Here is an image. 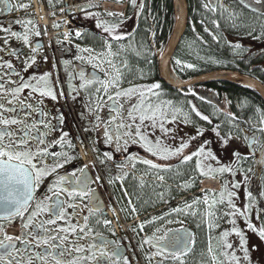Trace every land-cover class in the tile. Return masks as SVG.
Here are the masks:
<instances>
[{"label": "flooded vegetation", "instance_id": "obj_1", "mask_svg": "<svg viewBox=\"0 0 264 264\" xmlns=\"http://www.w3.org/2000/svg\"><path fill=\"white\" fill-rule=\"evenodd\" d=\"M7 2L12 7H5L3 0H0V9H3L0 11V77H3L5 87L14 88L21 79L28 81L32 76H43L48 73V87L56 95V99L53 100L50 96L33 92L29 103L33 104L35 110H26L31 111V115L26 120L31 135L44 140V144H38L36 140L30 141L33 150L47 148L46 154L37 157V167H46L50 170L57 164H63L62 168H57L51 175L43 178L29 211L35 208L36 203L44 195H51L47 193V188L58 176H68L71 179L74 172L79 176L77 170L87 165L88 188L93 189L94 192L83 197L71 198L64 194L62 199H67L69 204H77L81 207L76 215H73V209L66 205V220L57 221L56 225L48 227H68L70 221L72 226L83 227L85 233L91 231L92 238L96 241L103 238L118 243L117 251L121 257L119 264H125V258L127 264H230L229 257L233 252L240 258L239 264H249L240 249V236L232 231L235 228L244 234L251 264H264V239L259 236V229L264 227V136L260 134L264 133L262 130L264 119L260 115L259 119L248 122L245 120V115L238 114V110L253 111L255 100L251 98L252 93L258 95L259 99L256 101L259 102L261 109L264 108V100L259 91L249 85L214 81L193 84L199 85L200 92H189V88L193 85L182 87L180 91H175V95L178 96L175 98L162 84L164 81L159 74V58L172 33L176 13L175 10L172 11V23L168 35L164 13L159 24L156 20L153 0H136L135 7L131 0H125L124 9L120 14L123 17H120V20L113 15L103 14L98 0H39L41 7H38L36 0H7ZM21 4L28 6L18 7ZM205 4L209 6L205 7ZM187 7L186 29L193 30L195 36L201 31L208 32L217 41L219 47L221 45L227 50L224 58L228 63L225 67L215 69L237 70L260 80L264 85V2L187 0ZM58 13L62 14L58 16ZM222 16L225 18L221 19ZM44 17L47 18L46 22L43 21ZM131 18L133 23L121 31L118 22L125 25ZM139 18L143 20L142 29L138 26ZM212 22L221 28L225 38L223 43L218 41L219 33L210 28ZM113 26H118L113 32L104 31L105 27ZM11 32L26 33L29 37L28 42L11 36ZM37 32L39 35L36 34ZM117 35L122 38L116 40L114 37ZM180 43L176 50L180 48ZM109 44L112 50L122 48L121 54L128 59L127 66L119 70L120 89L141 86L140 91L144 92L145 97L149 98L153 105H157L158 101L160 104L165 101H170V104L184 101L191 108L195 105V115H197L196 111L201 113L197 115L200 117V129L210 128L231 135L240 132L239 137L233 134L240 143L239 148L230 154L233 161L232 166L229 167L231 171H218L220 164L214 170L203 169L207 166L204 165L202 174L200 168L196 170L195 156L188 161L177 156L161 159L160 156L148 152L141 143H129L127 148H124L123 140L118 141L114 135L119 119L109 124L111 118L117 114L112 111L114 101L108 100V96L111 95L115 99L114 94L120 89L109 88L108 93L105 94L103 91L97 93L99 83L81 87L84 83L81 79V71L84 72L85 79H91L93 74L101 81L112 77L110 72L112 69L103 63V56ZM236 44L242 47L237 50ZM84 49L91 51H83ZM176 52L171 62L177 77L188 79L198 75L197 73L192 77H185L193 68L200 66L202 61L180 59L176 56ZM197 57L200 59L199 56ZM89 58H92L91 63ZM6 62L12 63V70L8 69ZM97 63L99 67L94 66ZM189 64L193 67H187ZM13 70L18 75L13 74ZM139 72L146 76L140 78ZM155 83H158L160 88L149 92L147 86ZM229 83L238 85L243 90L234 92ZM30 91L25 89L21 97L28 96ZM37 101L40 103H36ZM137 102L138 96H133L131 101L124 97L120 98L119 103L123 104L120 114L125 122H130L127 116L130 104ZM202 116H208L209 120L205 121ZM33 122H35L34 128L31 127ZM163 123L172 137L176 127L171 125L169 120ZM11 127L15 131L18 126ZM186 128L189 130L188 127ZM196 129L190 128L191 133L188 137H191ZM105 130L113 134L111 141L107 140ZM123 131L120 129L121 133ZM141 132L153 143L159 139L163 145L171 148L180 144L163 142L159 118L155 127L151 121H144ZM64 133L67 135L63 136ZM118 142L121 145L119 150L116 147ZM91 143L95 147L94 156L87 149ZM198 144L199 142L195 145L191 140L184 154L191 155ZM237 152L240 154L239 157L234 155ZM53 153H67L72 159L65 163L64 155L53 156ZM144 159H150L162 167L147 165L143 163ZM220 173L222 188L217 195L221 198L220 193H224L223 201L227 205L228 217L225 220L226 226L218 231L214 230V237L222 241V252L218 254L212 251L211 257L205 249L209 240V231L199 220L202 210L198 212L200 206L196 197L202 189L197 188V179ZM65 186H68L67 182ZM229 193L235 195L229 197ZM184 196H188L185 201ZM186 205L191 207L188 208ZM174 208H181L183 211L171 212ZM242 211H246L247 216L241 215ZM169 213L171 214L168 215ZM27 215L28 213L25 214V219ZM84 217H87L86 227ZM154 217H166V219L153 220ZM169 220L179 223H168ZM105 221L109 223L105 224ZM21 223L20 218H14L11 222L0 220L7 234L12 236L21 234ZM248 223L255 225L256 230L249 229ZM141 224L144 225L142 229ZM156 228H171L191 234L195 243L179 260L174 259L169 253L161 256L157 254V249L152 244L147 243V238L155 233ZM225 232L229 233L227 237L223 235ZM96 233H100L101 236H96ZM162 234L163 232L156 233V235ZM78 235V232L68 234L66 244L69 248L73 246V241H77ZM90 242L86 235L78 240V243L85 248ZM226 243L232 244V248H225ZM114 246L110 245V250ZM17 247L22 245L18 243ZM36 250L42 249H33ZM224 252H228L229 256L226 257ZM213 256L219 260L213 261ZM82 264H91V262L85 259ZM231 264H235V261H231Z\"/></svg>", "mask_w": 264, "mask_h": 264}, {"label": "snow or ice", "instance_id": "obj_2", "mask_svg": "<svg viewBox=\"0 0 264 264\" xmlns=\"http://www.w3.org/2000/svg\"><path fill=\"white\" fill-rule=\"evenodd\" d=\"M132 5L135 7L136 0H131ZM264 0H257V3H262ZM5 7H12L9 5L7 0H3ZM28 5H18V7H27ZM208 7V4L204 5ZM3 11V9H0ZM110 15H114L110 13ZM20 23V21H16ZM31 23V21H28ZM118 26H113L112 28L105 27V32H113L114 28ZM4 31H9L4 29ZM11 36L17 39H22L24 42H28V35L11 32ZM39 35V33H36ZM80 35V33H77ZM116 40H120L122 37L117 35L114 37ZM7 41L5 40V43ZM242 47L240 44H236L235 48L239 50ZM109 52L111 50V45H108ZM83 51H91L90 49H84ZM14 54V53H13ZM163 53L161 52V55ZM77 59H84V57H77ZM32 62H35V58H32ZM89 62H92V58H89ZM8 69L12 70L13 65L11 62H6ZM67 63V62H66ZM111 64V61H108ZM179 64L180 61L178 60ZM29 67L31 65H28ZM99 67L97 63L94 65ZM187 67L191 68L193 65L189 64ZM13 74L18 75L13 70ZM81 79L84 83L81 87L93 83H99L100 87L96 89L97 93L103 91L105 94L108 93L109 88L120 89L121 75L119 70H117L114 77H109L105 80H100L95 74H93L91 79H85V74L83 71L80 73ZM48 73L43 76H32L28 81L21 79L16 87L7 88L3 83V77H0V220H7L11 222L14 218H20L21 223V234L18 236L8 235L4 229V225L0 224V264H82V261L87 259L91 264H119L121 259L120 254L117 251L119 247L118 243L108 241L101 238L96 241L92 238L91 231L85 233L84 228L77 226H72L71 222H68V227L51 228L48 226L56 225L57 221L66 220L67 212L66 205L68 208L73 209V215H76L77 210L81 207L77 204H69L67 199H62L64 194H67L68 198L75 196H86L89 193L94 192L93 189L88 188L89 177L87 175V165L83 168L78 169L80 173L79 176L76 173H72L71 179L68 176H58L55 181L47 188V193L51 195H44V197L36 203L35 208L31 211L32 202L35 199V192L37 188L43 181L45 176L51 175L55 172L57 168H62L63 164H57L48 170L46 167H37V157L41 154L47 153V148H37L33 150L30 141L36 140L38 144H44V140L39 137H33L29 131V125L26 123L27 118L31 115V111L35 110L32 103L29 101L32 98V93H40L42 96H50L53 100L56 99L55 93L48 87ZM9 83H13L9 81ZM43 85V86H42ZM250 87L252 85H249ZM141 86H133L127 89L117 90L113 96H108V100L114 101V107L112 111L117 115L111 118L109 124L112 121L119 119V123L116 124V133L114 134L117 140H123V146L126 149L129 143L136 144L141 143L142 146L154 156H160L161 159H168L171 156L181 157L184 161L191 160L193 156H198L205 153V147L208 142L201 143L197 151L192 152L191 155H185L184 151L189 147V142L191 140L197 139L198 136L203 134V129H197L196 135L189 137L186 142L182 140L178 147L171 148L167 145H163L158 139L153 143L146 135L141 132V125L144 121L148 120L152 122L153 127L157 124V119L159 118V127L162 131H168L164 129L163 121L167 118V114L162 110L160 105H153L150 99L145 97L144 92L140 91ZM160 85L158 83L147 86L149 92L152 89H159ZM25 89H30L28 96L21 97V94ZM62 94V93H61ZM153 95H158V93H153ZM133 96H138V102L130 104V110L127 112L128 120L130 122H125L123 116L120 114V110L123 108V104L119 103L121 97L126 98V100L131 101ZM147 101V102H146ZM36 103H40L37 101ZM170 104L171 102H166ZM192 109L195 111V105H192ZM180 111V110H176ZM9 114V115H6ZM43 114V113H42ZM197 115H201L196 111ZM62 120V117H60ZM99 120V117H97ZM175 115H173V120ZM205 121L209 120L208 116H202ZM139 120V123L137 121ZM189 121L185 119V123ZM18 126L14 131L11 126ZM35 127V122L31 125ZM219 127V126H217ZM123 129V133L120 132ZM264 130V129H262ZM20 133V134H17ZM105 136L108 141H111L113 134L105 130ZM64 133L63 136H66ZM219 135V133H217ZM61 137V141L63 140ZM59 142V141H58ZM223 143L226 145L227 140ZM255 143V141H253ZM117 149L121 148L120 143L116 145ZM53 156L64 155L66 157L65 163L71 160L67 153H53ZM208 156H212V152L208 150ZM239 157V153H234ZM135 158V157H133ZM143 163L150 165L155 168H160L162 165L155 164L150 159H144ZM218 171H231L230 168H220ZM203 174V170L201 169ZM161 179H163L161 177ZM68 186H65V183ZM72 185H75L73 187ZM238 186V185H237ZM235 195V193H229V197ZM221 202L223 201L224 193H220ZM251 196V193H249ZM55 197V199H53ZM205 202H207V197H205ZM215 203V201L213 202ZM231 203V199H229ZM190 208L191 205H186ZM135 211V208H133ZM183 209L174 208L171 212L180 213ZM239 211V210H237ZM28 213L25 219V214ZM169 213L168 215H170ZM234 215V213H232ZM209 216L212 215L211 212L208 213ZM241 215L247 216L246 211H242ZM47 217V218H44ZM163 221L166 217H154L153 220ZM84 226H87V217L83 218ZM109 223L108 221L104 222ZM151 223V221H150ZM168 223H179V221L169 220ZM248 228L256 230V226L248 223ZM141 229L144 227L143 224L140 225ZM211 227V225H209ZM233 232L240 236V249L244 253V259L249 261L251 264V257L249 255V250L246 247V241L244 239V234L242 231H238L233 228ZM79 233L77 241H73V246L69 248L66 244L68 240L69 233ZM162 235H156V233H161ZM88 236L91 242L88 244L87 248L78 243L79 238L83 236ZM225 237L229 235L228 232L223 234ZM96 236H101L100 233H96ZM259 236L264 239V227L259 229ZM20 243L22 247H17ZM147 243L152 244L157 249V254L164 256L165 253H169L174 259L179 260L183 255L188 253L195 243L194 238L191 234L182 233L180 230H174L171 228L161 229L156 228L155 233L147 238ZM110 245H115L111 247ZM225 248L231 249L232 244L226 243ZM33 249H42L33 251ZM209 253H212L211 245L208 248ZM226 257L229 256L228 252L223 253ZM71 257V258H69ZM213 260L215 257L213 256ZM235 261V264H239L240 258L235 256L233 252L229 257V262ZM125 264H127L125 258Z\"/></svg>", "mask_w": 264, "mask_h": 264}, {"label": "rangeland", "instance_id": "obj_3", "mask_svg": "<svg viewBox=\"0 0 264 264\" xmlns=\"http://www.w3.org/2000/svg\"><path fill=\"white\" fill-rule=\"evenodd\" d=\"M38 3V7L40 6L39 0H36ZM61 1V0H58ZM102 1V0H99ZM109 1H115V2H124L120 0H109ZM101 11L102 8L100 7ZM103 14H109L104 11H102ZM62 13H58V16H60ZM116 17L117 20H120V17H123L120 15L119 12L114 13L113 15ZM46 18V17H45ZM103 19H107L106 17H103ZM47 21V18H46ZM128 22L123 25L122 22H118V26H120V30L124 31L125 28L129 27L133 21L132 18L127 20ZM119 32V30H118ZM122 47V46H121ZM123 51L122 48L120 49H115V50H110L106 48L104 56H103V63L104 65L106 64L109 66L112 70L111 75L112 77L116 74L117 70H120L122 68H125L128 63V59L125 57V55L121 54ZM117 54V55H116ZM108 61H111V64L108 63ZM140 78H144L146 75L142 72H139L138 74ZM92 78V77H91ZM107 79V78H106ZM95 84V83H93ZM189 92H200L199 90V85H193L190 87ZM160 98V97H159ZM165 101L160 104V101L157 102V105H160L162 107V110L167 114V118L163 121H171V125H174L176 127L173 136L171 137V134L169 131H162L161 130V135L163 137V142L165 143H173L177 142L180 143L182 140H189L188 135L191 133L190 128L193 129H200L201 126L199 125L200 123V117L195 115V111L189 105L184 102H174L172 104H168ZM180 110V111H176ZM173 115H175V119L173 120ZM189 121L188 123H185V119ZM160 123V121H159ZM189 130H187V128ZM166 129V128H164ZM197 130V129H196ZM219 133V135H217ZM234 133H229V134H224L223 132H219L218 130L215 131L214 129H204L203 134L198 136L197 139L193 140V143L196 145L197 142H199L198 146L201 143L208 142L205 147V153L195 156L194 159L196 160V170L198 168L202 169L204 165H207L206 167H203V169H209L211 168L212 170L215 169V167L220 164L221 166L218 165V168H229L232 166V157H230L233 153V150L239 148V143L237 138L233 136ZM196 135V131L192 133V136ZM237 137L241 136L240 132L239 134H235ZM232 137V138H228ZM228 138V139H227ZM240 139V138H239ZM224 140H227V144L225 145L223 143ZM198 148V147H197ZM197 148L195 151H197ZM210 150L212 152V156H208L207 152ZM202 169V170H203ZM204 171V170H203ZM208 175V174H207ZM211 175L204 176L201 178L197 179V188L202 189V191L198 192V197H196L198 203L199 211L200 213V221L206 225V230L209 231V240H207L206 245L207 247L205 248L208 251L209 246L211 245L212 251L220 254L222 252V241L218 237H214V230L218 231L221 227L226 226V218L228 217V211H227V205H225V201L221 202V198L218 197L217 193L220 192V189L222 188V179H221V173L219 175H213V177H217V179H220V183L212 184L210 182L211 186L209 185V181L205 180L206 178L210 177ZM207 181V182H206ZM211 188V190H209ZM253 190V189H252ZM203 191H206L203 193ZM188 196H184L183 200L185 201ZM205 197H207V202H205ZM215 201V203H213ZM186 210V207H185ZM211 212L212 215L209 216L208 213ZM227 212V213H226ZM194 213V212H193ZM196 215V213H194ZM211 225V227H209ZM209 241V242H208ZM209 243V244H208ZM209 256L211 254L209 253ZM212 257V256H211ZM219 259L215 257V260L213 261H218ZM212 263V261H211Z\"/></svg>", "mask_w": 264, "mask_h": 264}, {"label": "trees", "instance_id": "obj_4", "mask_svg": "<svg viewBox=\"0 0 264 264\" xmlns=\"http://www.w3.org/2000/svg\"><path fill=\"white\" fill-rule=\"evenodd\" d=\"M153 6L155 9V14L157 15L156 20H158V24L160 18H162V14L164 13L166 34L169 35L170 26L172 23L171 14L172 11L175 10L173 0H153ZM224 18L225 17L222 16L221 19ZM138 26L141 29L143 27V20L141 18L138 19ZM210 28H213L217 33H219L218 41L220 43H223L225 38L222 35L221 28L217 26L214 22L210 24ZM195 35L196 34L193 33V30L191 31L190 29L189 31L188 29L184 34L183 38L181 39L182 41L180 43V48L176 50L177 51L176 56H178L180 59L189 60L193 62H196V60L202 61L200 66L193 68L191 73H188L185 76L186 78L192 77L194 74L197 73L200 74L205 71L214 70L215 68L225 67V65L228 63L227 60H225L224 58V56H226L227 50L223 49L221 45L219 47L217 41L213 39V37L209 35L208 32L201 31L200 34H198L197 36ZM141 38L143 40V36ZM197 56H199L200 59H198ZM162 84L165 87V89H168L172 92L175 98L178 97L177 95H175V91H180L179 88H174L164 82H162ZM230 85L234 89V92H240L241 90H243L238 85H234V84H230ZM251 96H252L251 98L255 100L254 101L255 107L253 111L247 112V111L238 110V114L240 116L245 115V120H247L248 122L249 120L252 119H259L260 115L264 119V108L261 109L259 102L256 101V99H259L258 95L256 93H252ZM260 134L262 137L264 136V133H260Z\"/></svg>", "mask_w": 264, "mask_h": 264}, {"label": "water", "instance_id": "obj_5", "mask_svg": "<svg viewBox=\"0 0 264 264\" xmlns=\"http://www.w3.org/2000/svg\"><path fill=\"white\" fill-rule=\"evenodd\" d=\"M176 13V21L172 28V33L167 40V44L159 58V74L162 80L174 88L182 89V87L191 86L193 84H204L214 81H228L237 84L252 85L259 91L264 100V85L260 80L245 75L240 71L230 69H214L205 71L188 79H180L172 70L171 59L175 55V50L180 43V39L186 32L188 25V7L187 0H173Z\"/></svg>", "mask_w": 264, "mask_h": 264}, {"label": "built area", "instance_id": "obj_6", "mask_svg": "<svg viewBox=\"0 0 264 264\" xmlns=\"http://www.w3.org/2000/svg\"><path fill=\"white\" fill-rule=\"evenodd\" d=\"M102 9L104 10V11H106V12H108V13H114V12H121V11H123V6H125V4H123V3H118V2H115V1H108V0H102ZM87 149H88V152L92 155V156H94L95 155V147H94V144L93 143H91V145H89L88 147H87ZM205 180H207V181H209V185L208 186H211L210 185V182L212 183V184H216V183H219V179H215L214 177H209L208 179H205Z\"/></svg>", "mask_w": 264, "mask_h": 264}, {"label": "bare ground", "instance_id": "obj_7", "mask_svg": "<svg viewBox=\"0 0 264 264\" xmlns=\"http://www.w3.org/2000/svg\"><path fill=\"white\" fill-rule=\"evenodd\" d=\"M43 21L46 22V18L45 17L43 18Z\"/></svg>", "mask_w": 264, "mask_h": 264}]
</instances>
